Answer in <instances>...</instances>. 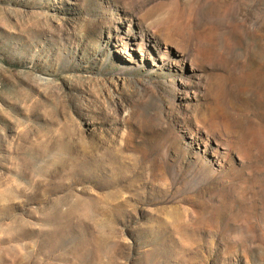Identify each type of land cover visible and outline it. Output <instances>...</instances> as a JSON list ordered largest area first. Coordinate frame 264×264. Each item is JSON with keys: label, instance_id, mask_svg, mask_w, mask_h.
I'll list each match as a JSON object with an SVG mask.
<instances>
[{"label": "rangeland", "instance_id": "obj_1", "mask_svg": "<svg viewBox=\"0 0 264 264\" xmlns=\"http://www.w3.org/2000/svg\"><path fill=\"white\" fill-rule=\"evenodd\" d=\"M0 264H264V0H0Z\"/></svg>", "mask_w": 264, "mask_h": 264}]
</instances>
